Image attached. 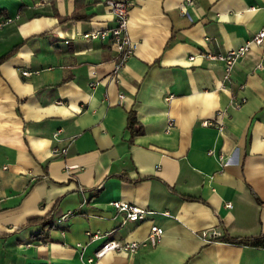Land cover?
Listing matches in <instances>:
<instances>
[{
  "label": "crops",
  "instance_id": "0c3cea01",
  "mask_svg": "<svg viewBox=\"0 0 264 264\" xmlns=\"http://www.w3.org/2000/svg\"><path fill=\"white\" fill-rule=\"evenodd\" d=\"M107 1L0 0V264H88L93 233L140 240L151 223L155 246L93 264H264V245L219 238L264 235V50L251 44L229 79L204 54L264 27V0H136L117 73L109 39L83 36L115 23ZM46 214L49 237L31 239L39 224L23 226Z\"/></svg>",
  "mask_w": 264,
  "mask_h": 264
},
{
  "label": "built area",
  "instance_id": "2783aa9c",
  "mask_svg": "<svg viewBox=\"0 0 264 264\" xmlns=\"http://www.w3.org/2000/svg\"><path fill=\"white\" fill-rule=\"evenodd\" d=\"M190 2V0H186ZM136 0H108L106 2L107 6L110 8L114 15L115 23L103 30L90 31L83 34L84 37H99L101 39H109L110 44L115 50V60L113 65V72L117 73L125 64L126 59L133 52L134 44L130 40L126 32V24L128 19V12L130 11ZM18 17V15H16ZM11 17H7L5 21H10ZM3 23L0 21V26ZM251 44L258 45L264 50V27L260 28L255 32L243 45H240L234 49H228L225 52H209L204 53L206 57L211 59H216L222 61L224 64V78L229 79L231 76L232 66L245 55L246 51L249 49ZM257 66H261L259 63ZM93 86V80L90 82V87ZM122 96V95H120ZM244 102V98L238 99L233 102L234 107H240ZM207 124V122H205ZM218 128H222L219 125ZM54 153H63L65 148H54ZM221 156V155H220ZM110 205L117 211L122 212L125 219L130 221H140L146 217L147 210L144 207L136 205L135 203L124 201V200H113ZM226 207H230L231 203L226 202ZM71 215V211L63 214L59 219L66 220ZM163 235V228L156 224L151 223L149 231L143 239L131 240V241H117L113 238H109L106 234L93 233L91 237L100 238L99 246L94 250V252L86 258L88 264H93L97 259L103 256L109 251H123L126 253H135L142 248L153 247L161 239ZM200 235L203 239L209 241L215 238L221 233L214 231V229H203L200 231Z\"/></svg>",
  "mask_w": 264,
  "mask_h": 264
},
{
  "label": "trees",
  "instance_id": "16d2710c",
  "mask_svg": "<svg viewBox=\"0 0 264 264\" xmlns=\"http://www.w3.org/2000/svg\"><path fill=\"white\" fill-rule=\"evenodd\" d=\"M60 18L61 19H69V18L80 19V18H84V16L77 15V14H70L64 17H60ZM10 54H11V50L1 55L0 60H4L8 58ZM126 129L129 131V134H130L128 138L129 142H132V139L135 135L140 134L142 132V124L138 121L135 113L132 110L128 112ZM183 196L188 197V198H193L187 195H183ZM72 213L73 212L71 211V214ZM31 224H39L40 228L36 233L32 234L30 238L34 240H45L49 237L48 230L53 228L55 225L53 221V214H46L42 217L29 218L23 227L31 225ZM219 238L228 240L234 243H240V244L264 245V235L263 234H260L257 236H246V237H232L229 235H223V236H220Z\"/></svg>",
  "mask_w": 264,
  "mask_h": 264
}]
</instances>
